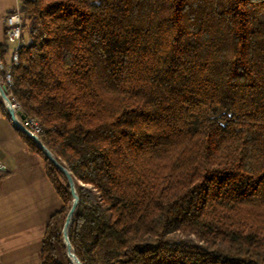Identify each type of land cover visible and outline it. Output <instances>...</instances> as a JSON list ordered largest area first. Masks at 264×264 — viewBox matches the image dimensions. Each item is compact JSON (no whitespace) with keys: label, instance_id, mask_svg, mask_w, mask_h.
I'll return each instance as SVG.
<instances>
[{"label":"trees","instance_id":"trees-1","mask_svg":"<svg viewBox=\"0 0 264 264\" xmlns=\"http://www.w3.org/2000/svg\"><path fill=\"white\" fill-rule=\"evenodd\" d=\"M19 9L20 61L11 84L0 65V81L74 178L69 238L82 264H264V0ZM9 51L0 44L3 66ZM19 133L64 202L42 264H72L68 179Z\"/></svg>","mask_w":264,"mask_h":264},{"label":"crops","instance_id":"crops-1","mask_svg":"<svg viewBox=\"0 0 264 264\" xmlns=\"http://www.w3.org/2000/svg\"><path fill=\"white\" fill-rule=\"evenodd\" d=\"M19 5L20 0H0V44L10 46L1 63L5 70L12 66L14 48L5 18ZM5 107L0 103V264H42L46 223L64 202L43 157L29 149Z\"/></svg>","mask_w":264,"mask_h":264},{"label":"water","instance_id":"water-1","mask_svg":"<svg viewBox=\"0 0 264 264\" xmlns=\"http://www.w3.org/2000/svg\"><path fill=\"white\" fill-rule=\"evenodd\" d=\"M0 96L6 106V109L9 115L11 116V119L15 127L18 130L24 132L25 134L31 136L37 142L38 146L42 149L44 154L50 160L54 162V164L65 174V176L68 179V182L71 188V193L73 195V204H72V207L65 221V225L63 229V238H64V243L66 246L67 256L69 257L71 263L72 264H82L80 259L77 257L75 250L71 244L70 238H69V228H70L71 222L73 221L74 214L77 210L79 200H80L79 195L77 193L74 178L71 172L55 158L51 150L42 142L40 137L34 134L32 131H30L29 128L25 125L26 116L22 115L20 112H17L15 110V108L13 107L12 101L7 93V88L5 85L1 84V81H0Z\"/></svg>","mask_w":264,"mask_h":264},{"label":"built area","instance_id":"built-area-1","mask_svg":"<svg viewBox=\"0 0 264 264\" xmlns=\"http://www.w3.org/2000/svg\"><path fill=\"white\" fill-rule=\"evenodd\" d=\"M6 26L8 27V39L14 46L12 53V65H18L20 61V47L22 45L23 38V14L19 8L15 9L13 13L6 15ZM1 65V62H0ZM2 67V65H1ZM6 80L9 84L12 83V75L10 69L7 70ZM10 97V96H9ZM13 107L17 112L21 113V104L14 98H11ZM25 125L34 134L38 135L42 132L41 126L34 118H26Z\"/></svg>","mask_w":264,"mask_h":264},{"label":"rangeland","instance_id":"rangeland-1","mask_svg":"<svg viewBox=\"0 0 264 264\" xmlns=\"http://www.w3.org/2000/svg\"><path fill=\"white\" fill-rule=\"evenodd\" d=\"M57 254H58L59 260L65 261V258H64V254H63V250H62L61 245H58L57 246Z\"/></svg>","mask_w":264,"mask_h":264}]
</instances>
